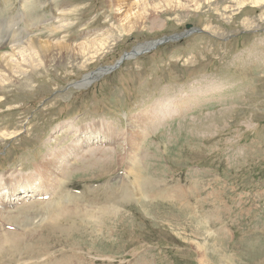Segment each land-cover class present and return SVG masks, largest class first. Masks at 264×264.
<instances>
[{
	"label": "rangeland",
	"instance_id": "374dc122",
	"mask_svg": "<svg viewBox=\"0 0 264 264\" xmlns=\"http://www.w3.org/2000/svg\"><path fill=\"white\" fill-rule=\"evenodd\" d=\"M107 1L0 0L2 53L11 44L21 49L24 8L45 41L44 27L58 25L59 3L69 12L67 26L53 39L69 37L74 46L73 58L28 71L5 86L0 133L11 135L0 138V177L33 171L44 156L66 151L80 138L77 132L94 133L101 124L97 138H80L87 147L62 165L69 169L65 189L77 195L118 190L132 181L126 163L118 165L128 147L121 144L124 133L143 127L147 118L164 117L136 140L142 144L138 172L148 183L140 199L135 194L100 223L54 241H48L53 230L43 222L33 248L47 251L31 261L75 249L95 264H264V0H125L119 12ZM137 9L138 16L128 19ZM186 25L199 32L124 60L78 87L124 53L181 34ZM102 125H110L119 144L108 143ZM135 133L143 131L136 127L130 139ZM95 149L117 161L107 175L100 177L87 163ZM47 182L39 179L35 200L17 196L9 207L13 214L26 203L44 202L40 194L52 192ZM101 197L86 203L92 208ZM18 217L41 224L32 215Z\"/></svg>",
	"mask_w": 264,
	"mask_h": 264
},
{
	"label": "bare ground",
	"instance_id": "6f19581e",
	"mask_svg": "<svg viewBox=\"0 0 264 264\" xmlns=\"http://www.w3.org/2000/svg\"><path fill=\"white\" fill-rule=\"evenodd\" d=\"M28 1L29 0H21L22 3H27ZM107 2L111 8L115 7V10L117 12H119V10L121 9L125 10V0H109ZM59 4L60 5L57 4V7L53 6L54 8L56 7L54 19L57 20L58 25L52 22L51 24H48L44 27V29L48 32V38H46L45 41L42 40L43 37L41 38L37 35V30L36 32L33 31L34 28L38 29L35 27V19H31V16L29 15L30 13L28 11L26 12L24 8V12L23 14H21V19H23L24 21V25L27 29V35L25 34L24 40L22 39V43H20L21 49L19 51H16V49L13 47L15 46V44H11V50L9 49V52L2 53L0 51L1 98H3L2 94L5 86L15 81L16 76L25 75L28 71L34 72L37 69H42L50 66V64L52 63H59L60 60H64L66 57L73 58L72 53L74 52V46L67 43L69 37H63L60 40L53 39L58 38V36L60 35L59 32L65 30L64 28L67 26V21L65 20V18L67 17L69 12L64 8V4ZM59 8L61 10H59ZM136 8L142 7L136 6ZM138 12L139 10L137 9L134 14H129L127 18L129 19L133 16H138ZM149 15L151 16L152 14ZM15 36L16 34L14 35V38ZM17 41L18 40L16 39L14 43H17ZM9 42L13 43V41ZM2 43L3 41L0 40V47L2 46ZM151 44L152 43L138 45L137 47H135V49H133V53H140L148 49ZM99 73L100 71H96L90 75H86L84 79L79 83L78 87H86V84L92 82L93 79L100 75ZM2 101L5 100H0V104L2 103ZM168 112L170 111L168 110L167 113ZM161 115L162 114L156 117V121L147 118L143 127H140L141 125H137V129H141L143 133H141L139 136L135 133V135L133 136L134 139H130V137L135 131L136 127H133V132L132 130H129L128 135L124 133V136H129V138L123 136V143L121 142V144L124 146V142H126V145H128V147L126 150V155L124 156L122 162L119 163L118 160V165L126 163L128 169L127 171H129L128 173L130 174L132 181L129 182L128 180V182H126L125 184L121 183V187L118 189L120 192L115 188L105 190H100L99 188H97L91 191L89 189L78 195L66 191L65 188L67 187V177L69 169L68 167H65L67 164H65L63 168L62 165L65 163V160H67L68 157H72L73 153V157H76L78 151H80L81 148L83 149V145L85 144H83L82 142L78 143L79 139L82 138L83 140H85L88 137L87 135L91 133L90 131L84 132V130L83 133L77 132L80 133V138L73 141L66 151H61L60 153L54 152L52 155H48V157L44 156L40 160L39 164H36L33 167V171H29L28 173L20 175L11 174L7 178L0 177V219L2 218L3 220H0V264H95L91 263L93 260H88L83 256V254L78 253L75 249H71L70 251L66 252L61 251V253L57 254L58 257L56 259L50 257L42 260V263H38V260V262H35V259L40 258L39 252L47 251H38L36 248H33L34 241L40 238L38 237L39 234L37 236L35 235L41 231L42 223L45 221L49 223L46 230H53V233L48 236V241H54L65 235L70 236V233H79L87 225L100 223L106 215L114 213L116 206H121V204L129 199L133 200V196H135V194H137L138 198L140 199V197L143 195V190L145 192V190L148 188V183L146 178L143 177L140 172H138L141 161L138 162L136 153L139 149H141L142 144L140 142H136V140L138 141L139 138L142 140V137L144 135H149L152 127L156 125L155 123H157L158 121L160 122L164 118ZM164 116L166 115L164 114ZM99 126H101V124L94 125V128L92 130L95 132L91 133V135H93L94 137H89L88 139L95 140V138H97L96 136L101 132ZM109 126L104 125L103 127L102 125L103 128H107L105 129V131L108 132V135L104 138L108 137V143L114 141H117L118 143L119 140L116 139V136L114 135L115 131L111 130ZM9 135H11L9 132L0 133V138L2 136ZM85 142H87V140H85ZM96 150L97 149L93 150L94 152L89 151L86 155V159L89 160V162H87L88 165H92L93 167H95L94 169L98 170V172L100 173L98 175L101 177L102 175H107L111 169V166L115 165L117 161L115 162L111 154H109L111 152L108 153L104 150V153H102V155H99L97 152L100 151ZM117 151V148H113L114 154L117 153ZM86 159L85 161H87ZM86 167L87 165L82 169H86ZM41 177H44L48 181L46 185L50 187V190H52V192H44L43 194H40L41 196H43V200H45L44 202L41 201L40 203H44L45 205L40 203H26L22 207V213L19 214L23 216L32 215L33 217L40 219L41 224L32 225L28 223L27 218L18 217L19 215H14L11 211L12 209L9 207L11 206L10 204L12 203V201H15V199L18 198L17 196L23 194L24 199L28 196L31 197V194L36 193L37 191L33 189L37 188V182L39 183V179ZM104 178H106V176ZM64 180H66V182H64ZM88 195L93 196L94 198H87ZM49 196H52V198L48 199ZM98 197H101V199L98 200L100 204H97L92 208L89 207V205L91 204L86 203L87 199L94 202L97 201L96 198ZM86 218H89L91 220H86ZM34 245L36 246V243Z\"/></svg>",
	"mask_w": 264,
	"mask_h": 264
},
{
	"label": "water",
	"instance_id": "95a60500",
	"mask_svg": "<svg viewBox=\"0 0 264 264\" xmlns=\"http://www.w3.org/2000/svg\"><path fill=\"white\" fill-rule=\"evenodd\" d=\"M185 28H186V31H184L181 34L173 35V36H170V37H163L162 39L155 40V41L151 42L152 44L149 46V48L144 50V51H142V52H140V53H135L134 54L133 50L130 51L129 53H124L121 56V59L118 62H116L114 66L107 67V68H102V69H98V70L101 71L103 74H107L108 72H111V71L117 69L124 60L135 58V56H138L140 54L149 53L150 50H152V49H154V48H156V47H158L160 45H163V43L181 41V39L187 37L192 32H199L198 29H195V28H193L190 25H186Z\"/></svg>",
	"mask_w": 264,
	"mask_h": 264
}]
</instances>
